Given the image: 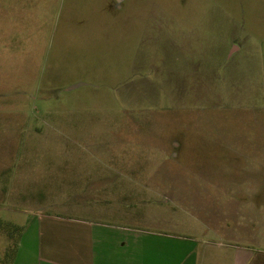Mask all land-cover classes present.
Segmentation results:
<instances>
[{"label": "rangeland", "instance_id": "374dc122", "mask_svg": "<svg viewBox=\"0 0 264 264\" xmlns=\"http://www.w3.org/2000/svg\"><path fill=\"white\" fill-rule=\"evenodd\" d=\"M0 155V264L120 217L196 250L237 203L264 237V0H0Z\"/></svg>", "mask_w": 264, "mask_h": 264}, {"label": "crops", "instance_id": "0c3cea01", "mask_svg": "<svg viewBox=\"0 0 264 264\" xmlns=\"http://www.w3.org/2000/svg\"><path fill=\"white\" fill-rule=\"evenodd\" d=\"M16 159V155H0V161L4 162L0 164L1 174L7 173L11 169V161ZM219 204L222 203L214 205ZM235 206V211L231 208L226 213L219 211L217 217L224 231L214 234L213 241L204 238L196 250L191 249L190 245L181 248L179 238L175 242L170 241L174 237L170 234L149 233L132 228L133 220L136 225L143 223L146 227L148 221L144 218L120 217L117 224L114 221L80 224L84 226L94 223L91 242L93 264H116L114 255L117 254L123 255V264H152L153 261L154 264H163L165 253L169 255L165 259L167 264H264V237L259 235L260 206L257 202L237 203ZM212 214H216V211ZM229 216L236 222L233 229L228 227ZM223 217L226 219L223 220ZM153 254L155 256L150 257Z\"/></svg>", "mask_w": 264, "mask_h": 264}]
</instances>
